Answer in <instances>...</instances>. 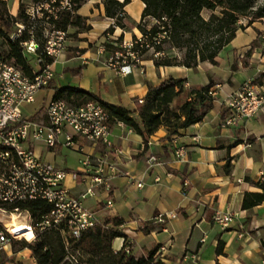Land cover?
<instances>
[{"label": "crops", "instance_id": "crops-1", "mask_svg": "<svg viewBox=\"0 0 264 264\" xmlns=\"http://www.w3.org/2000/svg\"><path fill=\"white\" fill-rule=\"evenodd\" d=\"M18 1L16 11L10 10L13 16ZM133 1L124 7L128 21V7ZM138 1L141 7L134 23L143 8ZM77 14L86 18L90 29L76 33V28H69L65 32L66 36L73 32L78 41L70 44L65 38L62 53L51 65L54 77L33 102L23 107L28 118L45 121L44 106L61 87L78 88L102 103L135 111L136 101L143 100L147 93V85L158 86L168 78L181 79L184 89L210 84L212 107L200 122L172 136L160 126L144 140L124 123L111 124L108 139L120 150L118 153L102 143L93 145L75 136L81 150L59 145L51 151L37 144L36 155L67 172H80L83 167L79 160L85 156L105 158L116 165L122 174L109 180L111 192L98 188L95 197L83 202L101 222L120 220L113 226L122 235L112 240L114 251L127 242L130 255L148 256L155 251L154 258L161 264H264V201L249 209L241 207L245 192H262L258 184L264 174V108L238 124L222 125L231 95L258 71L264 74V57L254 52L259 42L256 27L238 30L219 51L216 64L156 67L151 60H142L130 65V73L125 74L120 72L123 64H108L103 33L112 20L104 15L101 0H85ZM134 30V26L131 31L116 27L112 39L122 35L128 43L127 34L137 36ZM246 32V37L234 45L237 36ZM56 66H60L59 74ZM176 104L174 99L170 108ZM178 146L186 150L181 159L174 156ZM66 151L75 155L73 166H68ZM137 182L142 186L137 187ZM65 184L74 193L83 189L69 177ZM109 199L111 206L106 205ZM216 211L232 214L233 221L226 226L216 224L212 220ZM170 213L175 217L164 223L156 220L158 215ZM24 250L31 254L28 249L21 252ZM30 259V264H36L32 256Z\"/></svg>", "mask_w": 264, "mask_h": 264}, {"label": "trees", "instance_id": "trees-1", "mask_svg": "<svg viewBox=\"0 0 264 264\" xmlns=\"http://www.w3.org/2000/svg\"><path fill=\"white\" fill-rule=\"evenodd\" d=\"M23 0L18 1L15 16L9 14L6 1L0 0V38L5 46L0 50L6 61L19 68L25 75H32V66L23 52L22 43L34 40L44 42V27H54L66 32L76 28V33L87 31L90 25L86 18L77 14L85 0ZM143 8L134 27L139 36L132 35L128 47L122 46L123 36L106 40L104 48L107 57L118 64H134L137 61L151 60L154 66H184L194 68L199 63H217L219 51L227 45L238 30L241 18L249 20L264 18V8H255V0H140ZM104 15L112 20L103 35L113 33L116 27L126 31L124 20L127 15L124 7L130 0H101ZM48 4L41 9V18L32 20L27 14L29 5ZM206 10L207 18L202 16ZM251 21H249L248 25ZM21 25L19 33L14 27ZM17 30V29H16ZM120 54V55H118ZM47 62H52L47 58ZM181 79L168 78L158 86L147 85V93L142 103L136 101V110L130 111L119 105L100 102L112 119L120 121L139 134L144 140L164 126L169 136L181 129L198 123L211 109L213 96L211 85L184 89ZM54 99H63L72 105H81L89 100H97L91 94L74 87H61L55 90ZM174 108H170L173 100ZM98 101V100H97ZM262 192H245L242 209H249L264 201V174L258 184ZM23 208L31 212H41L48 207L40 201L26 203ZM119 219L105 220L93 229L81 233L78 239H69L66 245L59 231L49 229L39 233L32 243L23 241L18 250L28 249L36 264H161L155 259V251L148 256L136 257L122 249L114 251L112 240L122 236L113 226ZM26 239H29L27 237ZM264 249V240L261 241ZM222 242L218 244L220 253ZM75 260V263H73Z\"/></svg>", "mask_w": 264, "mask_h": 264}, {"label": "built area", "instance_id": "built-area-1", "mask_svg": "<svg viewBox=\"0 0 264 264\" xmlns=\"http://www.w3.org/2000/svg\"><path fill=\"white\" fill-rule=\"evenodd\" d=\"M60 4L66 6L68 1L62 0ZM42 8L47 9L48 4L32 5L27 9V14L32 20L40 18ZM21 29L22 26L17 25V33ZM43 34V44L34 40L22 43L23 52L34 57L31 76L6 61L0 52V264H26L12 258V245L22 239L32 243L39 233L55 229L67 245L69 239H78L82 232L101 224L96 213L84 206L83 202L95 197L98 188L109 194V180L122 174L114 163L105 158L91 159L85 156L79 160L83 167L80 172H67L40 159L34 152L37 144L51 151L59 145L81 150L74 141L75 136L85 138L93 145L102 143L112 152H120L113 147L108 135L111 124L122 125V122L112 119L97 100L75 106L63 99L51 98L44 106L45 121H35L25 115L24 105L33 102L35 95L47 88L54 77L51 65L64 49V31L50 27ZM254 52L264 57V39L259 41ZM47 58L52 62H47ZM116 63L108 59V64ZM130 65H121L120 72L130 73ZM138 102L142 103L143 100ZM262 108L264 74L258 71L231 95L222 125L227 127L250 119ZM185 153L183 146L174 150L177 159H181ZM67 177L74 183L82 184L83 189L78 193L71 191L65 184ZM136 185L142 186L140 182ZM33 201H40L48 210L41 212L38 209L33 213L23 208V205ZM106 205L111 206L112 201L107 200ZM19 217L25 220L22 223L27 230L17 232L13 229L12 220L14 218L16 221ZM173 217L174 213L158 215L156 220L164 223ZM233 218L232 214L219 211L212 216V220L221 226H226ZM24 232H30L31 237L26 239ZM128 245L125 242L126 252L129 251ZM19 252L21 250L14 253Z\"/></svg>", "mask_w": 264, "mask_h": 264}, {"label": "rangeland", "instance_id": "rangeland-1", "mask_svg": "<svg viewBox=\"0 0 264 264\" xmlns=\"http://www.w3.org/2000/svg\"><path fill=\"white\" fill-rule=\"evenodd\" d=\"M23 1L26 4H30L28 2V0H23ZM6 7H7V10L9 12V14H11L10 10H12V8L14 9V12H15L16 11V0H6ZM29 7H32V5H29ZM140 7H141V3L138 0L133 1L129 5V7H128L129 21L127 19L124 20L125 26H126V29H125L126 31H131L132 30V27L134 26V22L133 21L136 19L137 14H139ZM259 7L260 8L261 7L264 8V0H255V8H259ZM208 15H209V13L206 10L202 11V16L203 17L207 18ZM41 17H42V15H41ZM96 18H97V20L101 19L100 16H96ZM249 21H251L249 26H251L253 28L252 25H254L256 27L255 30L257 32L258 41L264 39V18L256 19V20L252 21V20H249L247 17H244V18L240 19L238 24L242 25V26H247ZM46 27H48V26L45 25L44 31L46 29H49V28H46ZM16 29H17V27H14L13 31H16ZM134 31L136 32L137 36L140 35L137 30H134ZM246 35H247V32L239 34L237 36L236 40L234 41V45H238V43L241 42V40H243L246 37ZM113 37H115L114 33H112V34L109 33V34H107V35H105L103 37V41L105 42L106 40H110ZM65 38H66V42L70 43V44L73 43V42L78 41V38L73 34V32H70ZM1 41H2V39L0 38V50H3L5 46L1 43ZM127 42L128 43H124V40H123L122 41V45L123 44H127V45L129 44L130 45L131 36H129V34H127ZM90 46H91V48H93V50H95V47L93 45H90ZM126 47H128V46H126ZM118 55H120V54H118ZM27 56H28V59H29V63H31V65H34V57L33 56H29V55H27ZM56 72L58 74L60 73V66H56ZM65 153L68 155V166H73L74 165V161H75V155L72 152H68V151H66ZM24 221L25 220L22 217H19L18 219H16L17 223H22ZM23 241H25V240L22 239L20 241L15 242L12 245V253H13L12 258H18V259H21L24 262L30 264L31 263V259H30L31 258V254L28 251L24 250L18 256H14V254H15L14 252L19 249L20 243L23 242ZM73 263H75V260H73Z\"/></svg>", "mask_w": 264, "mask_h": 264}, {"label": "bare ground", "instance_id": "bare-ground-1", "mask_svg": "<svg viewBox=\"0 0 264 264\" xmlns=\"http://www.w3.org/2000/svg\"><path fill=\"white\" fill-rule=\"evenodd\" d=\"M11 225H12L13 229H14L15 231H17V232H21V231H25V230H27V227H26L25 224H23V223H17V222L15 221L14 218H13V220H12ZM24 234H25V237H26V238H27V237H29V238L31 237L30 232H24Z\"/></svg>", "mask_w": 264, "mask_h": 264}]
</instances>
